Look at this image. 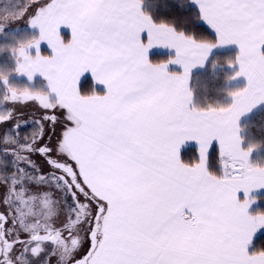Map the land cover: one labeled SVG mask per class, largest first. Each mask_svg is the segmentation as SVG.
<instances>
[{"label": "snow or ice", "instance_id": "obj_1", "mask_svg": "<svg viewBox=\"0 0 264 264\" xmlns=\"http://www.w3.org/2000/svg\"><path fill=\"white\" fill-rule=\"evenodd\" d=\"M0 55V264H264V0H0Z\"/></svg>", "mask_w": 264, "mask_h": 264}, {"label": "crops", "instance_id": "obj_2", "mask_svg": "<svg viewBox=\"0 0 264 264\" xmlns=\"http://www.w3.org/2000/svg\"><path fill=\"white\" fill-rule=\"evenodd\" d=\"M211 32L212 30L206 25L204 24ZM66 31V33L64 32ZM62 35H65V38H70V30H68L67 28H62ZM214 34V33H213ZM168 49H163V48H155L151 51L150 54L152 53H161V54H169ZM42 52L44 54H48V50L46 48V45L42 44ZM238 52V47L236 45H228L225 46L221 49H217L213 51V56H217L220 58V62L217 64L216 68H215V73H219L218 76L219 77V83H223V81L225 80L226 76L228 75L229 72L232 71V69H230L226 63H225V57L227 56H235L236 53ZM168 58V56H167ZM165 58V59H167ZM164 59V60H165ZM177 66H174L171 70L176 71L179 70L178 68H176ZM203 70L201 69H194L193 70V78L192 81L194 80H203L206 73H203L199 76L195 75L199 72H202ZM87 75V74H86ZM239 83L241 86L243 85V83H245L244 79L241 77L238 79V81H234L233 84H237ZM99 88L102 90L103 86H99ZM261 110L264 111V106H261ZM241 125H242V131H241V135L244 138L243 144L242 146L247 147L248 145H254V150L251 152L250 154V159L255 162V163H259L261 165H264V133L253 129V136L249 135L248 132V121L246 119H242L241 120ZM188 147L194 148L196 151V154L198 155V148H195V142H189ZM238 197L240 199H244V193L243 191H239L238 192ZM252 203L249 206V211L252 213H255L257 211H254V208H257V206L261 205L263 206L264 209V187L258 188V189H252L249 193V198H253ZM264 212V211H261Z\"/></svg>", "mask_w": 264, "mask_h": 264}, {"label": "trees", "instance_id": "obj_3", "mask_svg": "<svg viewBox=\"0 0 264 264\" xmlns=\"http://www.w3.org/2000/svg\"><path fill=\"white\" fill-rule=\"evenodd\" d=\"M25 0H18L19 3H22L24 2ZM27 17L24 18V20H20V21H17V25H20V26H24L25 25V21H26ZM197 33L199 35H203V36H206L208 38H214L212 35H214L204 24H201L197 29H196ZM152 59L155 61V60H164L165 58H167V54H161V53H152ZM205 73L204 71L202 72H199L195 75L199 76L201 74ZM216 74H219V73H216ZM220 75V74H219ZM220 77V76H219ZM198 81V80H197ZM197 81L193 80V84H196ZM90 83V81H89ZM87 87V84L85 85ZM101 90V89H100ZM197 154H196V151L194 148H191V147H188V149H186V151H182V158L187 162L189 160H194L196 158ZM254 211H264L263 209V206L259 205L257 206V208H254Z\"/></svg>", "mask_w": 264, "mask_h": 264}, {"label": "flooded vegetation", "instance_id": "obj_4", "mask_svg": "<svg viewBox=\"0 0 264 264\" xmlns=\"http://www.w3.org/2000/svg\"><path fill=\"white\" fill-rule=\"evenodd\" d=\"M20 1H22V0H20ZM26 2H27V0H25L22 3H26ZM13 27H19L21 29V32H23L25 30V28L23 26H20V25H17V24H14ZM6 31H7V29H6ZM15 35L17 37L24 38V34H22V33L17 32ZM6 39L7 40H12V37L8 36ZM7 60L8 59H5V57L3 55H0V61L4 62V63L1 64L0 70L8 71V69H9L8 65L9 64H8V62H6ZM31 109H32V106L29 104L27 107L21 108L20 111L24 114L25 118H27L29 115H32Z\"/></svg>", "mask_w": 264, "mask_h": 264}, {"label": "rangeland", "instance_id": "obj_5", "mask_svg": "<svg viewBox=\"0 0 264 264\" xmlns=\"http://www.w3.org/2000/svg\"><path fill=\"white\" fill-rule=\"evenodd\" d=\"M25 28H26V26H25ZM65 33H66V31H64ZM25 38V37H24Z\"/></svg>", "mask_w": 264, "mask_h": 264}]
</instances>
